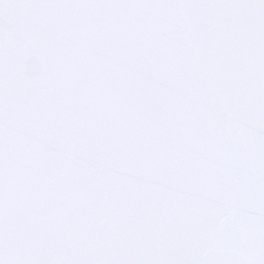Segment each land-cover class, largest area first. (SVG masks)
I'll return each instance as SVG.
<instances>
[{"label":"snow or ice","instance_id":"obj_1","mask_svg":"<svg viewBox=\"0 0 264 264\" xmlns=\"http://www.w3.org/2000/svg\"><path fill=\"white\" fill-rule=\"evenodd\" d=\"M0 264H264V0H0Z\"/></svg>","mask_w":264,"mask_h":264}]
</instances>
